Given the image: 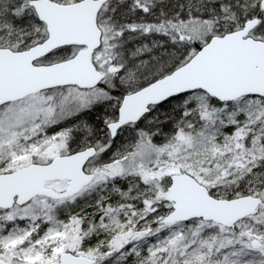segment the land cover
<instances>
[{
  "label": "snow or ice",
  "instance_id": "6c2138e0",
  "mask_svg": "<svg viewBox=\"0 0 264 264\" xmlns=\"http://www.w3.org/2000/svg\"><path fill=\"white\" fill-rule=\"evenodd\" d=\"M0 264H264V0H0Z\"/></svg>",
  "mask_w": 264,
  "mask_h": 264
}]
</instances>
